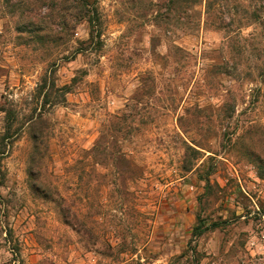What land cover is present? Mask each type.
<instances>
[{"label":"rangeland","instance_id":"rangeland-1","mask_svg":"<svg viewBox=\"0 0 264 264\" xmlns=\"http://www.w3.org/2000/svg\"><path fill=\"white\" fill-rule=\"evenodd\" d=\"M84 1L0 0V264H264V0Z\"/></svg>","mask_w":264,"mask_h":264},{"label":"trees","instance_id":"trees-1","mask_svg":"<svg viewBox=\"0 0 264 264\" xmlns=\"http://www.w3.org/2000/svg\"><path fill=\"white\" fill-rule=\"evenodd\" d=\"M82 2H85L84 0H80ZM88 22L91 23V20L89 18H87ZM91 36V35H90ZM46 86V79H42L40 82V85L37 88V95L40 96L43 89ZM50 87L52 89H54L56 94H59V96L61 97V100L64 99V96L69 93L68 92V88L66 86L63 87H59V88H55L54 84L51 83ZM51 90V89H50ZM45 101L47 102V98L49 96L44 95L43 96ZM62 102H64V100H62ZM0 112L5 114V119H4V130H3V135L0 137V155L4 156L7 153L8 148H10V144L17 138L18 136V129L15 128V123H16V117L14 115V113L11 112V110H6L5 107H1L0 108ZM31 122V121H30ZM32 139L34 142H36L37 139V135L33 134L32 135ZM33 157V155H32ZM31 157V163L33 162V158ZM31 175V173H30ZM42 185H45V183H42ZM46 186H43V191L45 192V197L47 198V191L45 190ZM64 218L67 219V216ZM212 228H215L216 225H211Z\"/></svg>","mask_w":264,"mask_h":264}]
</instances>
